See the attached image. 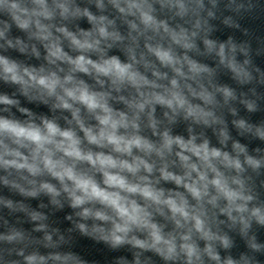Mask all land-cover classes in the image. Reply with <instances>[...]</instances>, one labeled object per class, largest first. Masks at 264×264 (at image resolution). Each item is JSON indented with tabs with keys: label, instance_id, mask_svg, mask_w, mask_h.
Instances as JSON below:
<instances>
[{
	"label": "clouds",
	"instance_id": "9594fccd",
	"mask_svg": "<svg viewBox=\"0 0 264 264\" xmlns=\"http://www.w3.org/2000/svg\"><path fill=\"white\" fill-rule=\"evenodd\" d=\"M0 264H264V0H0Z\"/></svg>",
	"mask_w": 264,
	"mask_h": 264
}]
</instances>
